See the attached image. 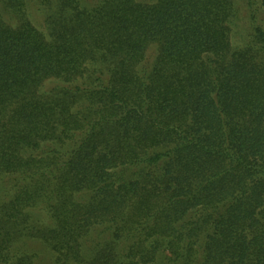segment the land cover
<instances>
[{
  "label": "trees",
  "instance_id": "1",
  "mask_svg": "<svg viewBox=\"0 0 264 264\" xmlns=\"http://www.w3.org/2000/svg\"><path fill=\"white\" fill-rule=\"evenodd\" d=\"M236 13L0 0V264H264V28L235 46Z\"/></svg>",
  "mask_w": 264,
  "mask_h": 264
},
{
  "label": "rangeland",
  "instance_id": "2",
  "mask_svg": "<svg viewBox=\"0 0 264 264\" xmlns=\"http://www.w3.org/2000/svg\"><path fill=\"white\" fill-rule=\"evenodd\" d=\"M149 1V0H144ZM237 13L231 22V32L234 45L238 46L241 44L240 39H246V34L252 30L251 24L252 19L249 17L250 10L257 16V24L264 28V15L260 13L259 5L260 0H235ZM5 21L11 26H17L19 24V19L15 17L5 16ZM240 34V36H238ZM146 51L149 54V58H152V54L157 51V46L152 43L147 46ZM59 84L56 79H48L42 83L41 92L47 93L53 86Z\"/></svg>",
  "mask_w": 264,
  "mask_h": 264
}]
</instances>
